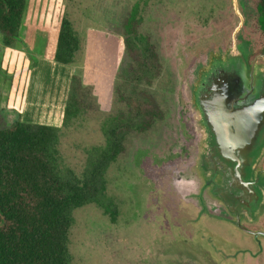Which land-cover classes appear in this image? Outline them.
<instances>
[{
	"label": "rangeland",
	"instance_id": "rangeland-1",
	"mask_svg": "<svg viewBox=\"0 0 264 264\" xmlns=\"http://www.w3.org/2000/svg\"><path fill=\"white\" fill-rule=\"evenodd\" d=\"M137 1L138 31L154 44L160 69L150 83L131 82L129 88L122 33L124 17ZM256 2L27 0L19 40L4 45L0 32V128L16 119L60 127L58 167L64 178L71 176L68 170L80 174L90 168L85 149L104 141L101 122L124 106L123 96L132 94L128 88L152 95L160 110L148 130L126 137L123 152L105 171L106 189L99 202L73 210L70 264H191L202 254L198 247L204 248L203 242L189 222L192 212L182 199L183 208L176 210L173 199L197 195L203 182L195 171L204 130L192 91L211 56L229 48H237L248 60L264 53ZM65 13L81 38L79 59L70 64L47 56ZM72 75L90 88L89 107L64 125L59 103L64 87L66 103ZM260 166L264 168V155ZM220 206L212 203L208 209L217 214ZM259 217L252 224L243 220L256 228L264 223ZM239 232L231 233L225 226L208 236L212 245L222 244L227 251L255 241L248 234L237 238ZM261 244L264 264V236Z\"/></svg>",
	"mask_w": 264,
	"mask_h": 264
},
{
	"label": "trees",
	"instance_id": "trees-1",
	"mask_svg": "<svg viewBox=\"0 0 264 264\" xmlns=\"http://www.w3.org/2000/svg\"><path fill=\"white\" fill-rule=\"evenodd\" d=\"M27 0H0L2 43L19 40ZM139 2L124 17L123 42L129 58L131 82L150 83L159 73L160 60L149 37L138 31L141 20ZM257 22L264 34V0L256 2ZM81 38L66 13L62 16L54 60L70 64L79 59ZM123 96L115 114L101 122L103 142L86 148L80 174L68 170L69 178L59 173L58 143L61 128L14 120L0 128V264H70L68 235L73 210L99 202L105 193V171L124 150L126 137L148 130L160 110L149 93L139 90ZM90 88L72 75L63 111V124L86 112ZM94 151V152H93ZM91 158V160H90ZM111 216L113 212L109 213ZM112 218H114L112 216Z\"/></svg>",
	"mask_w": 264,
	"mask_h": 264
},
{
	"label": "water",
	"instance_id": "water-1",
	"mask_svg": "<svg viewBox=\"0 0 264 264\" xmlns=\"http://www.w3.org/2000/svg\"><path fill=\"white\" fill-rule=\"evenodd\" d=\"M204 130L198 174L209 194L239 224L264 211V53L250 60L237 48L211 56L192 91ZM264 235V233H262Z\"/></svg>",
	"mask_w": 264,
	"mask_h": 264
},
{
	"label": "flooded vegetation",
	"instance_id": "flooded-vegetation-1",
	"mask_svg": "<svg viewBox=\"0 0 264 264\" xmlns=\"http://www.w3.org/2000/svg\"><path fill=\"white\" fill-rule=\"evenodd\" d=\"M258 162L256 166V170L259 171L261 174L264 173V168L259 167ZM196 176L200 178L198 175V172H196ZM201 179V178H200ZM170 188V187H169ZM170 193H173L169 190ZM178 195V194H177ZM196 196V197H195ZM195 197V198H194ZM177 200L175 209L183 208L181 202L186 205L187 209L192 212L193 216L190 217L189 222L191 227H193V233L195 234V237L200 239V242H205V245L208 246V252H211V255L209 256L204 253L206 248H200L202 249V254H199V257L195 259V261L191 264H201L202 260H205L207 264H261L262 256L260 255L259 251L262 250V244L261 239H263L264 233V223H262L259 227L253 228L248 227V224H252L257 222L251 221L250 223H247L243 219L240 221L239 224L236 223V218L230 215L223 204H221L217 199L212 197L209 192L208 188L203 186V182L198 187L197 195H191L190 197H186L184 195H179L177 198H173ZM182 199V200H181ZM197 201H200V203H197ZM213 204L221 205L220 209L217 214L214 212L209 211L208 206L210 205L212 207ZM204 205V208H203ZM196 206L199 208H196ZM195 207V208H194ZM204 209V211H203ZM259 218H264V212L259 215ZM204 219L207 220V222H214L213 226L207 227L204 223ZM198 221V223H197ZM206 226V227H205ZM227 227V230L230 229L231 233L233 231H236V229L240 230V235H238L237 238L241 237H247V235H251L253 239H255L256 242H258L259 245L256 244V242L253 240V242L245 243L244 245H241L237 248H231L230 251H227L224 245H220L217 247L215 244L212 245L211 238L208 236V233H213L214 230H220L222 227ZM236 228V229H235ZM237 234V232H235ZM243 236H242V235ZM194 237V238H195ZM254 243L256 245H254ZM203 245V243H201ZM215 255L219 256V258L214 260Z\"/></svg>",
	"mask_w": 264,
	"mask_h": 264
},
{
	"label": "crops",
	"instance_id": "crops-1",
	"mask_svg": "<svg viewBox=\"0 0 264 264\" xmlns=\"http://www.w3.org/2000/svg\"><path fill=\"white\" fill-rule=\"evenodd\" d=\"M25 12V11H24ZM24 16H25V13H24ZM59 31V30H58ZM57 35H58V33H57ZM54 38H56L55 39V41L53 42V44H52V47L48 50V53H47V56H49L50 58H52L53 56H54V52H55V48H56V40H57V36H54ZM65 96H66V88L64 87V90H63V93H62V98H61V100H60V103H59V110H61L62 109V107H63V111H64V106H65ZM98 99H100V97L98 98ZM18 116H19V111H18ZM20 118H21V116H20ZM63 120V119H62ZM261 160V159H260ZM259 160V161H260ZM222 204V203H221ZM224 206V205H223ZM226 209V208H225ZM228 212V211H227ZM229 213V212H228ZM204 223L206 224V226L207 227H210V226H213L214 225V222H207V220L206 219H204ZM205 226V227H206ZM199 243H200V239H199ZM203 246H204V248H206L205 249V251H204V253L205 254H207L208 256H209V252H208V246H206L205 245V242H203ZM200 247V246H199ZM200 248H202V247H200ZM203 248V249H204ZM210 255H211V252H210ZM196 256H197V258L199 257V254L198 255H195V258H196Z\"/></svg>",
	"mask_w": 264,
	"mask_h": 264
}]
</instances>
